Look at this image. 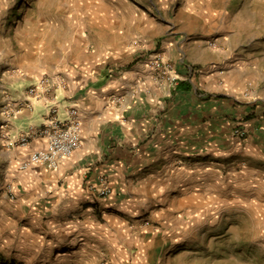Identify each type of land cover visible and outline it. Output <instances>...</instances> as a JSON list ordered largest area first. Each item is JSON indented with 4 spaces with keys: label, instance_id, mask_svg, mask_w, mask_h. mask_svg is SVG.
<instances>
[{
    "label": "rangeland",
    "instance_id": "374dc122",
    "mask_svg": "<svg viewBox=\"0 0 264 264\" xmlns=\"http://www.w3.org/2000/svg\"><path fill=\"white\" fill-rule=\"evenodd\" d=\"M228 3L229 0H0L1 113L9 116L4 99L17 91L14 84L19 82L63 77L64 81H76L80 90L86 86L84 78L92 74L95 64L108 65L116 59H125L122 67L148 60L158 71L171 75L174 66L167 52L179 58L197 42L223 58L228 56V64L213 67L219 72L215 83L221 87L220 92L229 94L227 98L237 108L246 111L242 113L245 122L250 118L254 123L258 120L259 138L252 143L264 145V61L260 62L262 67L230 70L236 65L235 55L225 53L228 45L223 43L231 41L234 50L243 52L252 47L251 57L264 58V52L257 51L264 45V0H230L226 6ZM225 7L230 12L228 21L205 20L208 11ZM232 32V36L226 35ZM84 51L96 55L97 62L87 65ZM156 59L161 66H157ZM122 67L114 65L111 69L119 71ZM217 95L221 100L225 97ZM230 116L231 113L227 118ZM236 130H245L246 136H236ZM252 130L241 125L230 129L229 142L244 150L240 144L253 138ZM254 148L258 152V147ZM249 157H223L218 180L212 183V189H206L202 206L196 204L198 199L193 195L185 199L192 206L185 222L179 229L164 231V244L155 245L149 254L151 259L144 264H264V158ZM156 206L159 211L161 205ZM73 220L70 216L68 225L75 227L79 223ZM57 224L22 207L10 184L0 186V264H141L138 247L123 255H106L87 237L84 224L78 225L76 232L60 229ZM142 224L148 230L158 226L151 218Z\"/></svg>",
    "mask_w": 264,
    "mask_h": 264
},
{
    "label": "crops",
    "instance_id": "0c3cea01",
    "mask_svg": "<svg viewBox=\"0 0 264 264\" xmlns=\"http://www.w3.org/2000/svg\"><path fill=\"white\" fill-rule=\"evenodd\" d=\"M229 13L225 7L208 11L204 18L228 21ZM223 43L228 45L224 52L235 55L236 65L230 70L262 67L264 58L251 57L252 47L243 52L234 50L231 41ZM260 50L264 52V45L258 47ZM84 52L87 65L97 62L96 55ZM167 58L174 66L171 75L158 71L148 60L122 67L125 59H116L108 65L95 64L92 74L84 78L86 89L79 90L76 81L65 80L66 87L40 98L27 97L28 88L40 77L14 84L18 86L15 97L4 99L9 116L0 110V186L10 184L22 207L58 222L60 229L76 232L78 225L84 224L87 237L95 241L92 243L99 246L100 253L123 255L138 247L140 263L150 260L155 245L164 244V231L179 229L185 222L192 208L185 199L193 195L198 199L196 204L202 206L206 189H212L218 180L223 157L238 154L250 156V160L254 155L258 160L264 158V145L252 143L259 138L260 123L251 118L245 122L242 113L246 111L237 108L215 83L219 72L213 67L228 64V56L223 58L196 42L182 57L167 52ZM114 65L122 68L112 70ZM172 76L179 81L174 83ZM181 82L190 89L180 88ZM23 85L27 87L23 89ZM217 93L225 97L221 100ZM18 105L20 111L12 112ZM72 107L78 108L82 118L81 147L58 170L40 166L21 170L32 153L45 148L47 140L36 137L27 147L10 143L32 127L42 128L52 108L58 109L56 118L66 121ZM238 125L253 127V138L239 143L244 150L228 139L230 129ZM102 177L114 189L111 196L101 197L99 193ZM158 204L159 211L155 209ZM70 216L79 223L75 227L68 225ZM143 216L158 226L148 230L142 224Z\"/></svg>",
    "mask_w": 264,
    "mask_h": 264
},
{
    "label": "built area",
    "instance_id": "2783aa9c",
    "mask_svg": "<svg viewBox=\"0 0 264 264\" xmlns=\"http://www.w3.org/2000/svg\"><path fill=\"white\" fill-rule=\"evenodd\" d=\"M158 60L156 59L155 63L157 66H161L162 64ZM172 80L173 82L176 81L177 77L174 76ZM64 87H66V83L62 78L50 79L42 77L28 88L27 97L40 98L57 88ZM25 102H22L21 106H24ZM19 107L20 105L13 107L14 110L12 112H19ZM57 114L58 109L52 108L50 111L51 117L42 128L32 127L27 134L20 135L10 143L11 146L27 147L36 137L41 136L47 140L45 148L32 153L29 159L20 166L21 170L26 171L32 166L45 167L53 171L58 170L62 163L71 158L81 147L83 123L78 108L72 107L69 109L68 119L66 121H61L56 118ZM235 135L244 138L246 131L236 130ZM98 189L101 197H108L114 193V189L106 177L101 178V187Z\"/></svg>",
    "mask_w": 264,
    "mask_h": 264
},
{
    "label": "trees",
    "instance_id": "16d2710c",
    "mask_svg": "<svg viewBox=\"0 0 264 264\" xmlns=\"http://www.w3.org/2000/svg\"><path fill=\"white\" fill-rule=\"evenodd\" d=\"M179 86H180V88H183L184 90H189V89H190V87L187 86V85L185 84V82H181V83L179 84Z\"/></svg>",
    "mask_w": 264,
    "mask_h": 264
}]
</instances>
